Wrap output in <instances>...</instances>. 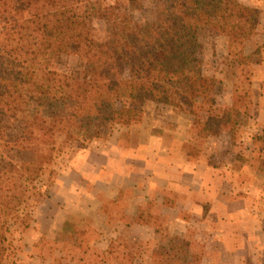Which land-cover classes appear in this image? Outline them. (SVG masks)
Returning a JSON list of instances; mask_svg holds the SVG:
<instances>
[{
  "label": "trees",
  "instance_id": "trees-1",
  "mask_svg": "<svg viewBox=\"0 0 264 264\" xmlns=\"http://www.w3.org/2000/svg\"><path fill=\"white\" fill-rule=\"evenodd\" d=\"M136 2L0 0V264L19 262L34 211L59 175L54 139L79 149L104 144L117 127L142 123L149 115L144 104L154 103L193 115L197 132L189 149H201L212 117L201 115L210 113L206 107L215 105L211 95L221 83L204 72L202 37H225L228 66L238 71L220 122L236 138L251 115L252 61L264 51L263 44L254 54L246 52L260 33L254 8L240 0H168L157 4L151 18L137 21ZM95 20L104 21V38L96 35ZM200 154L187 152L193 159ZM172 193L163 204L175 209L178 195ZM132 195L121 190L103 203V224L110 225L117 213L123 218ZM208 212L205 206L203 215ZM180 215L190 221L185 212ZM77 219L65 222L70 229L64 245L86 253L101 231ZM145 223L157 239L148 264H201L192 258L190 229L168 235L173 222L165 215L152 214Z\"/></svg>",
  "mask_w": 264,
  "mask_h": 264
},
{
  "label": "rangeland",
  "instance_id": "rangeland-1",
  "mask_svg": "<svg viewBox=\"0 0 264 264\" xmlns=\"http://www.w3.org/2000/svg\"><path fill=\"white\" fill-rule=\"evenodd\" d=\"M167 1L137 0L134 10L135 19L139 21L151 18L157 4H164ZM240 1L254 8L260 16L259 36L246 46V52L254 54L264 44V0ZM93 26L99 38L106 36L104 21L95 20ZM201 43L204 72L221 81L211 95L215 105H207L206 109L207 111L210 109V113L201 115L205 116V120L209 115L212 116L208 120L210 136L201 145V149H198L197 145L189 149L192 134L196 135L197 132L196 127L193 129L195 117L189 112H181L170 107H162L154 103L144 104L143 107L149 114L148 129L163 136L165 146L159 151L158 163L142 160L134 162L133 169L137 172L142 171V176L133 177L131 180L137 178L136 181H140L148 175V179L154 183L152 191H148L149 197L152 198L158 189L164 187L161 179L165 178L167 167H173L175 161H181L185 152H193V150L201 153L200 158H204L206 164L219 169L221 180L213 185L210 193L205 192L212 200V203L208 202L209 212L206 216L197 213L193 207V202H202L204 198L197 191V184L193 180L190 181L189 177L185 179L188 185L179 188L180 194L174 191L175 193L171 195L173 198V194L178 195L179 203L176 211L162 213L159 206L151 199L149 203L139 208L138 213L143 222H147L153 213L167 216L168 220L173 222V226L167 230L168 235L170 233L184 235L187 233L186 229H190L191 233L187 238L196 248L192 250V258L199 259L201 264H264V167L261 162L264 161V51L254 55L252 61L254 103L252 113L243 120L236 138H233L227 127L220 122V116L222 109L231 104L233 83L238 71L228 66L225 37L207 35L202 37ZM135 132L132 135L129 128L117 127L111 138L104 143L105 145L93 143L85 149H79L75 145H65L62 138L52 141L56 146V168L59 175L47 191H43L45 196L34 211L32 226L23 235L18 254L20 260L17 264L149 263L157 240L151 232L144 231L143 237L140 236V239L135 241L121 231L106 247L97 246L98 235L91 239L92 246L86 253L72 250L70 246L64 245V242L68 241V229H70L65 225L66 219H64L68 212H70L68 222L80 218L85 219L86 224H92L99 231L108 227L99 219L98 214L97 216L85 214L80 209L94 192L102 195L101 188L105 190L103 193L115 192L109 186L106 191L103 184H96L86 179L89 173L86 166L91 167V164L96 167L104 166L106 157L111 156L115 160V168L123 169L125 164H121L117 157L120 156L121 151L118 149L119 144L126 149L133 145L131 149L142 141H147L142 129ZM257 136L261 138L258 141L255 138ZM116 143L118 146H113ZM121 146L119 147L124 149ZM153 148L152 143L147 142V146L142 151L143 155H151ZM102 150L104 153L98 154V151L102 152ZM81 170L84 174H80ZM93 173L95 175V171ZM112 174L114 173L108 175L112 176ZM203 175L210 178L209 172L205 169ZM117 183H120V180H117ZM117 183L115 182L114 186L118 185ZM96 189L98 191H95ZM243 197H246V200H243L245 199ZM214 199L216 205L213 203ZM121 208L118 207V210ZM180 210L190 216L191 223L187 225L182 221L177 222V211ZM121 214H115L116 220L122 218ZM125 216L122 219H125ZM178 217L181 219L180 214ZM85 220L83 221L86 222ZM40 239L42 240L36 249L34 245ZM38 252L44 254L46 258L40 257Z\"/></svg>",
  "mask_w": 264,
  "mask_h": 264
},
{
  "label": "crops",
  "instance_id": "crops-1",
  "mask_svg": "<svg viewBox=\"0 0 264 264\" xmlns=\"http://www.w3.org/2000/svg\"><path fill=\"white\" fill-rule=\"evenodd\" d=\"M148 121H149V116H146L145 120L142 123L135 124L129 127V131H131L132 135H134L136 133L135 131H138L139 129L143 130L142 134L146 136L147 141L145 140L142 141L138 145L140 147L135 146L130 149V147L133 146L131 145L129 146L128 149H126V147H123L119 144V146L124 148V149H121L117 143L113 145V146H118V149L121 150L120 156H117V157L119 158V161L121 162V164L123 163L125 164L123 169L122 167H120L121 170L115 168V165H114L115 160L111 156L106 157V165L104 166L96 167L94 164H91L92 168L86 166V170H89V173H87L86 179H89V181H93L96 184L97 183L103 184V186L106 187V191H108L107 186H109L110 189L113 188L115 192L111 194H107V192L103 193L105 191L103 188H101L102 195L100 194L98 195L97 192H94L93 193L94 195H92L91 198L89 196L86 199L87 203L80 207V209L84 211L85 214H89V215L94 214L95 216H97V214L100 212V209L103 203L110 201V200H115L118 197L119 192L121 190H129V189L133 190V195L127 199L129 210L127 209V211L125 212L126 214L125 219H122V218L117 219L112 222L114 223L113 225H108L106 229H103V231H101V235L96 241V243H98L97 246L101 245V246L106 247V245H108L109 242L113 240L112 238L115 237V235H118L119 232L121 231H124L125 234L131 237V240H135V241H138L140 239L139 238L140 236L143 237L144 231H146L147 233L151 232L154 234L155 229L151 225L140 220V215L138 213L139 208L149 203V201L153 199L155 204H157V206H159V208L161 209L162 213L163 212H165L166 214H168V212L173 213V211H176L178 207L175 209H172L170 207L165 206L163 204L164 197L169 191L170 192L175 191L176 193H179L178 192L179 188H182L185 185H188V183L185 181V179H187L188 177L190 181L193 180L194 183L197 184V191L201 193L202 194L201 196L204 198L202 202L200 201L193 202V207L195 211L199 214H203L204 207L212 203L211 198H209L207 196L208 194H205V192L210 193L209 191L212 190L213 185L216 182L221 180L219 169L215 168L214 166L211 167L209 164H206L204 161V158L202 157L201 158L198 157L196 159L190 158L185 151H184L185 156L181 157L180 162L175 161L173 167H170V166L167 167V171L164 176L165 178H163V180L161 179L164 187L162 189H158L156 195L152 196V198L149 197L148 191L149 192L152 191L154 183L152 182L151 179H148L149 176L145 175L146 173L143 174V176L144 175L145 176L140 181H136L137 178L134 180H131V178L133 177L142 176V171L137 172L133 169V163L139 160H142L145 162L152 161L153 163H158L159 160L157 159H158L159 151L160 150L162 151L161 147L165 146L163 144L165 138L161 136L159 133H154L153 131L149 130L148 125H147ZM147 142H151L152 146H154L153 153L149 156L147 155L144 156L142 151L144 147L147 146ZM99 153L101 154L104 152L102 150V152L98 151V154ZM92 169L93 171H95V175ZM203 169L209 172L210 178H207L205 175H203ZM111 172L117 175H114V174H112V176L108 175ZM80 174H84V171L81 170ZM117 180H120V183H117ZM115 182L118 185L114 186ZM175 187H178V188H175ZM95 191H98V190L96 189ZM243 198H245L243 200H246V197H243ZM205 199H209V200H205ZM214 201L215 199L213 200V203L214 205H216ZM208 202L210 203L208 204ZM69 214L70 212H68V214L65 215L66 217L64 219H66V221L69 217ZM179 214H180V211H177V219H176L177 222L182 221L184 224L188 225L189 222L181 220L178 217ZM183 227L185 228L186 226L184 225ZM139 232H143V233L140 234Z\"/></svg>",
  "mask_w": 264,
  "mask_h": 264
}]
</instances>
